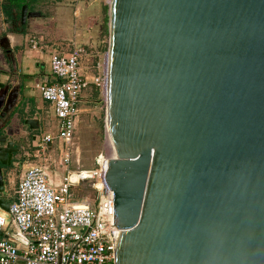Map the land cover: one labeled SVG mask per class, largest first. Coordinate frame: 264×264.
I'll use <instances>...</instances> for the list:
<instances>
[{
    "label": "water",
    "instance_id": "obj_1",
    "mask_svg": "<svg viewBox=\"0 0 264 264\" xmlns=\"http://www.w3.org/2000/svg\"><path fill=\"white\" fill-rule=\"evenodd\" d=\"M108 16L116 264H264V0H109ZM18 151L0 134V193Z\"/></svg>",
    "mask_w": 264,
    "mask_h": 264
},
{
    "label": "built area",
    "instance_id": "obj_2",
    "mask_svg": "<svg viewBox=\"0 0 264 264\" xmlns=\"http://www.w3.org/2000/svg\"><path fill=\"white\" fill-rule=\"evenodd\" d=\"M38 44L32 40L34 48ZM89 55L86 47L76 44L69 54L52 53L50 65L56 81L38 85L42 97L54 107L59 131L57 136L39 139L35 156L45 162L25 172L8 213H0V231L10 221L16 228L12 237L0 238V264L21 260L24 264H116L112 190L106 182L109 136L94 168L82 167L79 160L73 168L82 94L91 85L104 92L106 85V55L94 64L97 73L92 78L83 64ZM56 140L61 142L62 177L50 168L49 146ZM84 191H93L95 198L82 195Z\"/></svg>",
    "mask_w": 264,
    "mask_h": 264
},
{
    "label": "crops",
    "instance_id": "obj_3",
    "mask_svg": "<svg viewBox=\"0 0 264 264\" xmlns=\"http://www.w3.org/2000/svg\"><path fill=\"white\" fill-rule=\"evenodd\" d=\"M73 1L76 5L72 11L74 18L80 17V4L86 0L81 3ZM25 5L28 6L30 15L27 22L23 24L22 10ZM60 5L56 8V15L47 18L40 9V0H0V134L7 138V142L11 141L15 147L19 148L18 152H14L12 164L7 169L5 167V170L9 174L16 166L20 167L15 192L9 194L8 197H0L8 203L15 200L19 182L25 172L31 166L43 163L42 158L37 160L35 156L38 150L37 143L43 136L53 133L52 131L44 133L38 131L41 125L43 123L50 125L56 119L57 124H54L53 128H57V132L59 131V119L55 115L54 107L42 97L38 85L56 81L50 65L52 53L69 54L75 44L81 45L78 44L77 26L74 27L72 35L65 37V25L69 20L65 18V15L69 9L65 7L64 3ZM84 13L82 12L83 15ZM98 13L95 19L87 16L89 25L94 21L97 25L102 23L99 15H102L103 11L101 13L99 10ZM104 19H106V14ZM46 23L47 25H45ZM106 25H108V21ZM44 27L51 30L43 35ZM48 36L50 37L48 38ZM32 40L38 41V48L32 46ZM53 40L56 41L51 42ZM86 42L87 44L81 46L86 47L90 54L93 53L94 41L86 39ZM91 42L92 44H90ZM27 120H34V126L27 123ZM60 146L59 140L49 146L52 156L50 168L52 173L58 177H62L65 171L61 166ZM74 162L77 164V159L74 158ZM61 169L63 174H61ZM8 211L0 205V213L7 214ZM15 232V225L10 221L8 226L0 231V238L12 237ZM19 264H24L23 260Z\"/></svg>",
    "mask_w": 264,
    "mask_h": 264
},
{
    "label": "rangeland",
    "instance_id": "obj_4",
    "mask_svg": "<svg viewBox=\"0 0 264 264\" xmlns=\"http://www.w3.org/2000/svg\"><path fill=\"white\" fill-rule=\"evenodd\" d=\"M93 2L94 5H93ZM64 3L65 7L69 9V12L66 13L65 18L69 20L66 23L65 27V37L72 35L74 27H78V44L85 45L87 44L86 39H91L94 41L92 49L94 50L87 59L84 61V66L86 68V74L89 77H93L97 71L94 70L93 66L97 62H102L105 58L106 52L108 50V25L106 22L108 21V1L107 0H86V2L81 3V16L75 17L73 15V10L75 9V3L73 0H40V9L46 14L47 18H51L56 15V8L59 7L60 4ZM97 3V4H96ZM92 5L95 7L92 8ZM61 6V5H60ZM103 11L102 15H99L102 23L96 24L94 23L88 24V17L98 16V11ZM82 12H85L84 15ZM97 14V15H96ZM106 14V19H104V15ZM71 15V16H70ZM104 19V20H103ZM48 20V19H47ZM104 22V23H103ZM47 25V23L45 24ZM103 25V26H102ZM88 26H90L88 28ZM50 28L44 27L42 29L43 35L50 31ZM40 34V33H39ZM47 34V33H46ZM50 36H48L49 38ZM47 40V37L45 36ZM53 40L51 42H55ZM92 44V42L90 43ZM95 86L91 85L89 89H87L82 94V103L80 104L81 114L80 121L78 123L77 128V138H76V153L75 160L80 161V165L84 168H94L95 167V159L96 157L104 150L105 142H106V103L104 92L100 91L98 97L94 96ZM54 124H57V120L54 119L52 124L46 125L43 123L40 127V132H51L57 136V128H53ZM17 145V142H15ZM28 146V144H27ZM17 147V146H16ZM29 148V146H28ZM30 151V150H29ZM34 151V150H33ZM62 151H59V155L61 156ZM36 158V157H35ZM42 157H37L39 160ZM42 162H45L42 159ZM75 163V162H74ZM77 164L73 166L76 168ZM13 168V167H12ZM16 169V170H15ZM9 175H5V192L0 193V197H8L9 194L15 192L17 183H18V169L20 167H15ZM60 171V168H59ZM61 174H63V170L61 169ZM82 195L95 198L93 191H84ZM11 199V197H9ZM12 200V199H11ZM14 200V199H13Z\"/></svg>",
    "mask_w": 264,
    "mask_h": 264
},
{
    "label": "trees",
    "instance_id": "obj_5",
    "mask_svg": "<svg viewBox=\"0 0 264 264\" xmlns=\"http://www.w3.org/2000/svg\"><path fill=\"white\" fill-rule=\"evenodd\" d=\"M99 94H100V91H99V89L96 87L95 90H94V96H95V97H98Z\"/></svg>",
    "mask_w": 264,
    "mask_h": 264
}]
</instances>
